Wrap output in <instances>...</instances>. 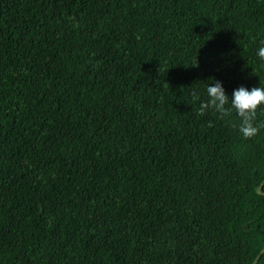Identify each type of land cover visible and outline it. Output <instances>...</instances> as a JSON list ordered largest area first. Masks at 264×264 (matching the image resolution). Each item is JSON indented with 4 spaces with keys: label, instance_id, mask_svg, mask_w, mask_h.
Listing matches in <instances>:
<instances>
[{
    "label": "trees",
    "instance_id": "obj_1",
    "mask_svg": "<svg viewBox=\"0 0 264 264\" xmlns=\"http://www.w3.org/2000/svg\"><path fill=\"white\" fill-rule=\"evenodd\" d=\"M264 0H0V264H264ZM191 104V105H190Z\"/></svg>",
    "mask_w": 264,
    "mask_h": 264
},
{
    "label": "clouds",
    "instance_id": "obj_2",
    "mask_svg": "<svg viewBox=\"0 0 264 264\" xmlns=\"http://www.w3.org/2000/svg\"><path fill=\"white\" fill-rule=\"evenodd\" d=\"M260 43L262 46L257 49L256 56L264 64V41ZM207 82L204 89L205 100H199L198 94L192 93L193 101H199L197 114L204 115L211 111L220 117H226L234 112L240 119L239 133L244 138L255 135L258 130L254 125L257 110L264 111V86H239L228 94L222 81L210 77Z\"/></svg>",
    "mask_w": 264,
    "mask_h": 264
}]
</instances>
